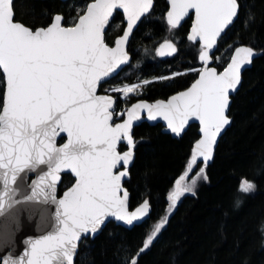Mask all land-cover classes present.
I'll list each match as a JSON object with an SVG mask.
<instances>
[{
    "label": "snow or ice",
    "instance_id": "1",
    "mask_svg": "<svg viewBox=\"0 0 264 264\" xmlns=\"http://www.w3.org/2000/svg\"><path fill=\"white\" fill-rule=\"evenodd\" d=\"M162 19L173 34L194 12L187 40L198 45L200 68L171 76L138 80L104 90L103 83L130 63V42L154 10V0H85L68 13H53L44 24H26L16 17L15 0H0V264H74L79 245L102 231L109 217L128 226L142 224L150 213L149 199L128 210L129 166L137 141L134 123L146 110L179 137L190 120L199 122V138L191 149L186 171L175 180L166 199L167 214L134 253L127 247L121 264H139L185 193L195 194L207 180L202 158H213L218 137L230 124L231 94L242 83V69L257 55L251 46H239L226 66L214 57L218 38L239 18L240 0H168ZM116 15L119 24L112 25ZM254 21L250 13L247 27ZM117 34L109 39L108 30ZM179 42V41H177ZM145 53L148 49L145 48ZM158 56L174 55L177 43L165 38ZM194 72L198 78L184 91L154 103L139 101L117 111V99L142 91L157 80H170ZM64 134V135H62ZM66 140L58 143L59 139ZM126 150H121V144ZM74 183L58 193L63 172ZM35 179L28 184V179ZM255 180L241 174L238 192L249 195ZM241 205L239 199L233 207ZM25 221L35 223L38 235L27 236L22 252L16 235Z\"/></svg>",
    "mask_w": 264,
    "mask_h": 264
},
{
    "label": "trees",
    "instance_id": "2",
    "mask_svg": "<svg viewBox=\"0 0 264 264\" xmlns=\"http://www.w3.org/2000/svg\"><path fill=\"white\" fill-rule=\"evenodd\" d=\"M85 0H15L16 17L26 24L47 23L53 13H68L82 6ZM239 18L218 42L214 57H222L225 64L232 49L241 43L252 46L258 53L252 66L242 75L238 92L232 97L229 115L232 124L221 138L208 165L197 163L192 175L206 167L208 179L197 185L195 194L181 197L175 211L161 230L149 250L139 259V264H264V0H240ZM167 10L166 0H154L151 17L142 23L130 42L132 62L104 87L138 80L171 76L173 72L201 66L198 45L186 40L191 18L178 30L169 34L162 19ZM249 13L254 21L244 27ZM122 15H116L112 25L119 24ZM117 34L114 27L108 30L109 39ZM165 38L179 44L178 52L161 60L155 48ZM145 48L148 52L145 53ZM196 73L170 80H157L145 85L141 97L149 101L166 98L185 89L195 79ZM198 126L192 124L180 138L162 131V126L146 122L134 128L137 141L135 158L129 168L130 179L125 181L129 192L130 208L149 199L152 211L147 221L125 228L110 221L95 239L79 246L75 264H121L127 247L133 253L155 225L167 214V195L173 191L175 180L187 168ZM64 139H60L62 142ZM121 149L124 145L120 146ZM241 174L255 180L256 190L249 195L238 192ZM73 182L64 174L59 193ZM241 205L234 208V201Z\"/></svg>",
    "mask_w": 264,
    "mask_h": 264
},
{
    "label": "water",
    "instance_id": "3",
    "mask_svg": "<svg viewBox=\"0 0 264 264\" xmlns=\"http://www.w3.org/2000/svg\"><path fill=\"white\" fill-rule=\"evenodd\" d=\"M62 1H66V0H62ZM166 1H167V9H168V7H169V2H168V0H166ZM165 13H166V12H165ZM190 16H192V20H193V19H194V12H191V11H190L189 15L186 16V17L184 18V20H185L186 18L190 17ZM184 20H183V21H184ZM183 21H182V23H183ZM235 21H236V20H235ZM191 24H192V21H191ZM231 26H232V25H231ZM231 26H230V27H231ZM230 27H229V28H230ZM190 28H191V26H190ZM229 28H228V29H229ZM228 29H227V30H228ZM227 30H226V32H227ZM189 31H190V29H189ZM189 31H188V33H189ZM226 32L223 33L222 36H221L220 38H218L217 46H218V42H219V40H220L221 38H223V36L226 34ZM187 35H188V34H187ZM162 42H163V41H162ZM162 42H160V43H162ZM160 43H159V44H160ZM159 44L156 46V48L159 47ZM242 45H243V46H250V45L245 44V43H241V44L236 45V46L232 49L231 54H230V57H229L228 61L226 62V64H227L228 62H230V58H231V56L235 53V48H236V47H239V46H242ZM251 47H252V46H251ZM216 49H217V47H216ZM216 49L214 50L213 54L215 53ZM256 52H257V51H256ZM156 55H157V54H156ZM174 55H175V54H174ZM174 55H169V56H164V57H161V56H158V55H157V57H159L160 59L164 60V59H167V58L172 57V56H174ZM257 55H258V53H257ZM257 55L253 57V60H252V62H251L250 65H246V66L242 69V75H243V73H244L245 70L249 69V68L252 66L253 61L255 60V58L257 57ZM130 58H131V59H130V63H131V61H132L131 53H130ZM130 63H129V64H130ZM129 64H128V65H129ZM226 64H225V66H226ZM126 66H127V65H126ZM126 66H122V70H123ZM212 66H215V65H212ZM122 70H118V75L122 72ZM118 75H116V76H118ZM116 76H114V77H116ZM197 78H198V76H196L195 79H197ZM195 79L190 83V85H189L188 87L191 86V84L195 81ZM109 80H111V79H109ZM109 80H108V81H109ZM103 84H104V83H103ZM240 86H241V84H240ZM240 86L238 87V90L240 89ZM188 87H186V88H188ZM186 88H185V89H186ZM185 89L179 90V91H177V92H175V93L169 95V96L166 97V98H158V99H155V100H153V101H149V100H147V99H139V100H136L135 102L131 103V104L129 105V107H130L132 104L137 103V102H139V101H141V100H143V101H147L148 103H154L156 100H166V99H168L169 97H171L172 95H175L176 93H178V92H180V91H184ZM238 90L231 94V102H232V97L238 92ZM100 94H104V93H100ZM230 105H231V103H230ZM229 109H230V106H229ZM228 116H229V118H230V124L227 125V126L222 130L220 136L218 137L217 145H216L215 149L217 148V146H218V144H219L221 138L224 136V134L226 133V131L230 128V126H231V124H232V117L229 115V110H228ZM143 122H146V123L149 124V125H157V124H160V125L162 126V131L165 132V133L170 134L173 138H180V137H182L183 134L188 130V128H189L190 125H192V124H196V125L198 126V129H197L198 137H197L196 139L199 138V122H198V121H195V120H190V121H189V124L186 125V127H185V131H184V132L181 134V136H179V137L175 136L174 134H172L170 131L167 130V128H166V122L163 121L162 118H159V117H158V118H157L156 120H154V121H153V120H149V119L147 118L146 110L141 112V118H140V120L134 123L133 131H134V128H135L136 126L140 125V124L143 123ZM62 135H64V134H62ZM196 139H195V140H196ZM65 140H66V136H65V138H64V140H63L62 142H59L60 139L58 138V143H63V142H65ZM195 140H194V142H195ZM194 142H193V145H194ZM122 144H123V143H122ZM193 145H192V146H193ZM124 150H126V148H125ZM122 151H123V150H122ZM214 153H215V152H214ZM190 158H191V156H190ZM190 158H189V160H190ZM211 161H212V159H210V160L207 162V165H208ZM132 163H133V162H132ZM197 163H203L202 158H198ZM203 164H204V163H203ZM131 165H132V164H131ZM131 165H130V166H131ZM130 166H129V168H130ZM64 174H70V173L67 172V171L63 172L62 175H61V180H62V177H63ZM70 175L73 177V182H72V183H74V176H73V174H70ZM35 178H36L35 175H32V176L28 179V181H27L28 184H30V183H31V180H33V179H35ZM127 179H128V178H125V180L123 181V186H124V188H126V186H125V181H126ZM60 183H61V182H60ZM72 183H71V184H72ZM71 184H70L69 186H71ZM59 186H60V184L58 185V188H59ZM69 186H68V187H69ZM126 189H127V188H126ZM64 190H66V188H65ZM64 190H63V191H64ZM63 191H62V193H63ZM62 193H61V195H62ZM142 202H143V201H142ZM142 202H140L138 205L134 206L133 208H130V205H129V202H128V210H129V211H134L135 208L138 207ZM150 205H151V204H150ZM151 211H152V206H151V209H150V213H151ZM150 213L148 214V217H147V219H145V221L148 220V218H149V216H150ZM110 221H114L116 224H118V225H120V226H123V227H125V228H132V227H133V226H128V225L124 224L123 222L117 221L115 218H112V217H109V219H108V221L105 223L104 227H105L106 224H107L108 222H110ZM145 221H144V222H145ZM144 222H143V223H144ZM136 225H140V224H136ZM104 227H103V229H104ZM103 229H102V230H103ZM100 233H101V232H100ZM100 233H99V234H100ZM38 234H39V231H38V229L36 228L35 223L25 221L24 226H23V231L18 232V234L16 235V243H17V245H18V251H19V252H22V251H23V248H24V243H23V241H24V239H25L27 236H33V235H38ZM99 234H98V235H99ZM98 235H97V236H98ZM79 246H80V245H79ZM75 259H76V257H75ZM75 259H74V264H75Z\"/></svg>",
    "mask_w": 264,
    "mask_h": 264
},
{
    "label": "flooded vegetation",
    "instance_id": "4",
    "mask_svg": "<svg viewBox=\"0 0 264 264\" xmlns=\"http://www.w3.org/2000/svg\"><path fill=\"white\" fill-rule=\"evenodd\" d=\"M188 18H191V21H192V16H190V17H188ZM187 19V18H186ZM184 22V21H183ZM190 26H191V24H190ZM190 29V28H189ZM189 31V30H188ZM187 34H188V32H187ZM187 34H186V40H187ZM174 43H177L176 41H173ZM192 43V42H191ZM177 48L179 49V44L177 43ZM156 49V48H155ZM156 53V52H155ZM214 55V54H213ZM157 56V55H156ZM173 57V56H172ZM159 58V57H158ZM169 58H171V57H169ZM160 59V58H159ZM162 60V59H161ZM165 60V59H164ZM132 62V61H131ZM131 64V63H130ZM128 66V65H127ZM201 66H199V68H200ZM123 71V70H122ZM180 72H185V70L184 71H180ZM196 76H197V74H196ZM196 78V77H195ZM108 82V81H107ZM105 85H106V83H104ZM103 85V84H102ZM110 87H108V88H105L104 87V89L103 90H105V89H109ZM100 93H104V91H102V92H100ZM112 95L117 99V105L120 103V99H118L117 98V96L119 95V93H112ZM128 100H127V105L126 106H124V109H126V108H128L129 107V105L131 104V103H133V102H135L136 100H139V99H144L143 97H141V95L140 96H135L134 94H132V95H129L128 97ZM116 105V106H117ZM121 145H124V144H121ZM126 147H125V145H124V148L123 149H121V150H124ZM58 193H59V189H58ZM62 193V192H61ZM61 193H59V194H61Z\"/></svg>",
    "mask_w": 264,
    "mask_h": 264
},
{
    "label": "rangeland",
    "instance_id": "5",
    "mask_svg": "<svg viewBox=\"0 0 264 264\" xmlns=\"http://www.w3.org/2000/svg\"><path fill=\"white\" fill-rule=\"evenodd\" d=\"M229 57H230V55H229ZM229 57H228V59H229ZM227 59V60H228ZM227 62V61H226ZM226 62H225V64H226ZM224 64V65H225ZM196 68H199V66L198 67H196ZM143 80V79H142ZM148 80V79H147ZM150 80V79H149ZM123 84H126V83H123ZM122 85V84H121ZM113 86H120V85H113ZM113 86H110V88L111 87H113ZM135 96H140L141 95V92H138L137 94H134ZM117 98L118 99H120L121 101H120V103L116 106L117 107V111H121V110H124V106H126L127 105V100H128V98H124L123 96H122V94H120L119 93V95L117 96ZM199 171V169L197 170V172ZM195 175V174H194ZM194 175H192V172L189 174V182L191 181V178H192V176H194ZM175 188V187H174ZM174 190V189H173ZM186 194V193H185Z\"/></svg>",
    "mask_w": 264,
    "mask_h": 264
},
{
    "label": "bare ground",
    "instance_id": "6",
    "mask_svg": "<svg viewBox=\"0 0 264 264\" xmlns=\"http://www.w3.org/2000/svg\"><path fill=\"white\" fill-rule=\"evenodd\" d=\"M202 164V163H201Z\"/></svg>",
    "mask_w": 264,
    "mask_h": 264
}]
</instances>
